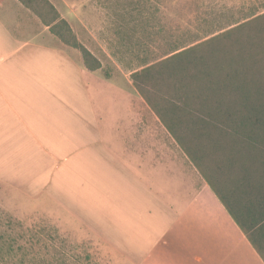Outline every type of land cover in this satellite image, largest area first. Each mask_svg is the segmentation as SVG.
<instances>
[{"label": "crops", "instance_id": "0c3cea01", "mask_svg": "<svg viewBox=\"0 0 264 264\" xmlns=\"http://www.w3.org/2000/svg\"><path fill=\"white\" fill-rule=\"evenodd\" d=\"M138 94L0 0L1 210L45 219L110 264H264Z\"/></svg>", "mask_w": 264, "mask_h": 264}, {"label": "trees", "instance_id": "16d2710c", "mask_svg": "<svg viewBox=\"0 0 264 264\" xmlns=\"http://www.w3.org/2000/svg\"><path fill=\"white\" fill-rule=\"evenodd\" d=\"M20 1L61 42L77 49L89 70L101 68L48 0ZM131 79L233 220L264 253V14L175 49Z\"/></svg>", "mask_w": 264, "mask_h": 264}, {"label": "rangeland", "instance_id": "374dc122", "mask_svg": "<svg viewBox=\"0 0 264 264\" xmlns=\"http://www.w3.org/2000/svg\"><path fill=\"white\" fill-rule=\"evenodd\" d=\"M54 1L64 15L59 13L61 19L79 24L76 32L69 24L78 42L103 58L104 75L119 74L131 84V73L163 60L173 50L264 14V0ZM0 264L110 263L94 252L93 244L59 236L45 219L21 221L0 208Z\"/></svg>", "mask_w": 264, "mask_h": 264}]
</instances>
